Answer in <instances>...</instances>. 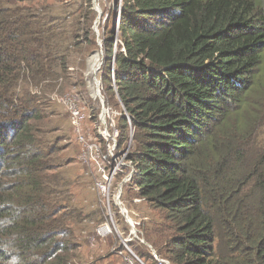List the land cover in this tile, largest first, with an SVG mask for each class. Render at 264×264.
<instances>
[{"label":"trees","instance_id":"obj_1","mask_svg":"<svg viewBox=\"0 0 264 264\" xmlns=\"http://www.w3.org/2000/svg\"><path fill=\"white\" fill-rule=\"evenodd\" d=\"M53 1L0 0V264H75L79 247L49 130L69 71ZM107 24L103 94L120 153L134 132L124 189L157 215L147 242L170 264H264V0H123L119 44Z\"/></svg>","mask_w":264,"mask_h":264},{"label":"rangeland","instance_id":"obj_2","mask_svg":"<svg viewBox=\"0 0 264 264\" xmlns=\"http://www.w3.org/2000/svg\"><path fill=\"white\" fill-rule=\"evenodd\" d=\"M87 1L88 0H55L52 3L53 24L63 37L59 53L62 56L68 57L67 62L69 71L67 75L60 73L62 67L60 64L57 65V71L60 73V77L54 82L57 83V85L55 88L50 89L51 91L48 97L50 100L49 113L52 114L49 130L53 132L50 136L55 140H59L60 146L64 147V151L61 153L62 157L58 159L59 162L62 163L59 171L64 175L65 180L72 185V202H70L68 210L70 213L72 231L75 234V241L79 246L77 251L73 254L76 256L74 263L122 264L120 258L112 253V250L120 244L117 234L115 233V235H111L103 240L96 236V231L108 224L109 219L107 218L105 207L101 205L98 199L87 166L83 163L81 164L79 161L81 149L75 143L73 126L69 118V113L66 111L65 106H63V102L59 101L60 98L74 96L75 94L78 95L80 105L86 110L88 129L92 130L93 126H95V124L97 125L98 120L95 119L94 116L98 114V103H100L97 99L98 87L101 96L104 100L106 98L103 94L102 82L103 69L106 63V49L103 46L104 27H106V21L110 15L111 19H109L110 21L108 22L109 24H107V29L109 31L112 30L113 20H115L117 13L114 9L115 6L118 5L119 0H95L96 7L93 5V0H90L91 9L94 12V19L92 25H90L91 33L93 32L92 37L96 44L94 48L91 47L88 42L85 43L86 41L83 39L84 33L82 29L89 27L82 19L83 11H85L87 7ZM95 8L101 10V16ZM106 16L107 19L104 21ZM73 34H75V38ZM78 42L81 45H77ZM98 53L100 54L98 55ZM96 55L101 64L98 68V74L92 77L90 75L91 70L89 69H92V65L95 63L94 60L97 58ZM262 81L264 84V79ZM107 121H109L108 118ZM94 135L96 136V134ZM123 190V197L121 200L123 204L122 207L128 210L129 217L134 222H142L145 220L143 221L145 224H151L152 221H158L157 215L149 209L145 201L138 202L141 199L134 196L133 192L135 191H129L128 187ZM113 211L114 215H116L113 224L115 226L114 230H118L122 234V239H134L129 243L134 253L140 259L142 256L139 250L143 247L147 252L153 253L155 250L152 245L147 242L145 234L141 230L142 226L137 228L138 232L136 234L140 240L145 241L146 244L141 243L132 233V228L126 224V218L121 215L120 209L115 207ZM110 224L112 225V223ZM143 262L145 264H151L146 259H144Z\"/></svg>","mask_w":264,"mask_h":264},{"label":"built area","instance_id":"obj_3","mask_svg":"<svg viewBox=\"0 0 264 264\" xmlns=\"http://www.w3.org/2000/svg\"><path fill=\"white\" fill-rule=\"evenodd\" d=\"M116 10V6L115 9ZM120 12V10H119ZM107 19L105 17L104 21ZM102 112L99 116V122L88 129V119L85 108L80 105L78 95L60 98L73 126V135L75 143L80 147L81 152L79 161L87 166L88 172L94 183V189L97 192L98 199L106 209L109 223L96 231V236L100 239H107L109 236L117 234L120 244L112 250L117 255L122 264H145L130 247L132 240L122 239L123 236L118 230H114V211L115 207L120 209L121 215L126 218V224L132 228V233L137 239V228L141 226L140 222H134L127 209H124L121 203L123 189L132 182L135 175V168L128 162L127 151L120 153L118 149L119 131L117 130L112 112L109 107L104 105V98L99 93L98 97ZM107 118L109 121H107ZM96 134V136L94 135ZM121 179V180H120ZM143 201L139 200L138 202ZM112 223V225L110 224ZM131 233V235H132ZM141 243L144 241L140 240ZM155 257V256H154ZM158 257L160 260H157ZM155 259L160 264H170L162 260L158 255Z\"/></svg>","mask_w":264,"mask_h":264},{"label":"water","instance_id":"obj_4","mask_svg":"<svg viewBox=\"0 0 264 264\" xmlns=\"http://www.w3.org/2000/svg\"><path fill=\"white\" fill-rule=\"evenodd\" d=\"M93 5L96 7V2H95V0H93ZM122 6H123V0H119V3H118V5L116 6V32H117V35H116V44H119L120 43V40H119V26H120V15H121V11H122ZM95 10L96 11H98L99 12V15L101 16V10H99V9H96L95 8ZM119 10H120V12H119ZM97 24V23H96ZM96 24H95V26H96ZM96 32V31H95ZM99 45L101 46V44L99 43ZM103 58H104V54H103ZM115 58H116V51H115V54H114V57H113V61L115 62ZM113 62V63H114ZM115 64H113V67H112V70L114 71V69H115V66H114ZM103 103H104V105H105V100L103 101ZM133 137H134V132H132L131 133V140H130V145H129V147H128V149H127V153H129L130 152V149H131V147H132V142H133ZM138 232V231H137ZM143 244H146L145 243V241L143 242ZM153 251V250H152ZM153 255L156 257L157 256V254H156V252L155 251H153ZM156 259L157 260H160L158 257H156Z\"/></svg>","mask_w":264,"mask_h":264},{"label":"bare ground","instance_id":"obj_5","mask_svg":"<svg viewBox=\"0 0 264 264\" xmlns=\"http://www.w3.org/2000/svg\"><path fill=\"white\" fill-rule=\"evenodd\" d=\"M100 53H98V55H99ZM97 56V55H96ZM93 59H94V57H93ZM93 61V60H92ZM95 61V63H93V65H92V69H89V70H91V72H90V75L93 77V76H96L97 74H98V68L100 67V64H101V62L99 61V58H98V56H97V58H96V60H94ZM92 63V62H91ZM90 63V64H91ZM90 81V80H89ZM93 85H95V84H93ZM95 92V91H94Z\"/></svg>","mask_w":264,"mask_h":264},{"label":"clouds","instance_id":"obj_6","mask_svg":"<svg viewBox=\"0 0 264 264\" xmlns=\"http://www.w3.org/2000/svg\"><path fill=\"white\" fill-rule=\"evenodd\" d=\"M12 264H15V260H13Z\"/></svg>","mask_w":264,"mask_h":264}]
</instances>
